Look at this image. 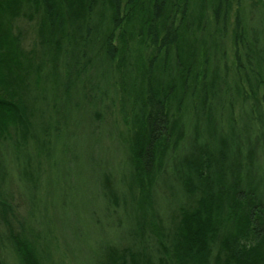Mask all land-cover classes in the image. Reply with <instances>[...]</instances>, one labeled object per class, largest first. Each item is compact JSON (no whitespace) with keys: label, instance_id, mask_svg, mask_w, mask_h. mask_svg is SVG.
<instances>
[{"label":"trees","instance_id":"16d2710c","mask_svg":"<svg viewBox=\"0 0 264 264\" xmlns=\"http://www.w3.org/2000/svg\"><path fill=\"white\" fill-rule=\"evenodd\" d=\"M21 21L33 22L29 47ZM225 41L231 75L211 67ZM103 60L129 101L143 208L171 156L183 193L172 226L151 217L158 261L144 225L101 264H264V0H0V139L25 141L38 92L62 76L87 90ZM112 189L107 179L115 203ZM9 234L21 264H47L35 237Z\"/></svg>","mask_w":264,"mask_h":264},{"label":"rangeland","instance_id":"374dc122","mask_svg":"<svg viewBox=\"0 0 264 264\" xmlns=\"http://www.w3.org/2000/svg\"><path fill=\"white\" fill-rule=\"evenodd\" d=\"M29 23L20 22L28 47L33 35V22ZM223 46L224 52H219L224 54L219 60L214 55L211 67L231 75L233 49L227 42ZM209 47L212 53L214 47ZM92 74L89 70L83 75L87 90L78 81L66 89L64 76L58 83L52 79L31 102L36 110L27 139L19 134L0 139V264H21L9 231L23 229L35 237L47 253V264H101L108 244L122 247L131 232L144 225L143 247H151L158 261L161 239L151 234V217L161 229L173 218L178 221L179 208L174 207L183 192L181 180L167 166L172 156L158 172L151 189L154 201L145 210L141 186L130 174L135 129L129 101L125 104L122 97L120 74L107 60ZM107 179L115 203L105 191ZM144 199L151 202L149 196Z\"/></svg>","mask_w":264,"mask_h":264}]
</instances>
